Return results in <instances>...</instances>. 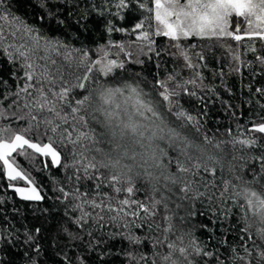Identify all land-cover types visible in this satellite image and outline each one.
Returning <instances> with one entry per match:
<instances>
[{
    "label": "snow or ice",
    "instance_id": "obj_1",
    "mask_svg": "<svg viewBox=\"0 0 264 264\" xmlns=\"http://www.w3.org/2000/svg\"><path fill=\"white\" fill-rule=\"evenodd\" d=\"M69 3L70 0H60L55 5L46 2L42 6L48 7L51 16L61 5L67 7ZM7 4L8 0H0V22H5L9 29L6 31L5 23H0V51L13 65L14 83L0 78V121H7L0 123V163L8 186L19 198L23 201L44 199L16 160V157H25L31 162L38 154L50 158L53 166L72 170L68 180L75 181L73 190L59 189L60 199L72 205L71 214L78 213L72 216L77 231L63 230L70 248H79L76 242L82 241L84 234L92 237L89 230L92 227L102 230L111 224L129 229L123 238L131 244L143 242L133 234L134 229L155 227L157 235L152 238L151 259L144 255L137 259L128 254L136 264L140 261L144 264H226L220 253L221 246H227L230 264H264V151L258 155L233 154L227 166L224 162L228 154L225 145H231L233 150L237 145L241 149L264 148L260 143L264 140V116L262 122H253L246 129L247 134L238 132L233 136L229 129L231 140L209 137L202 132L203 124L198 116L184 111L183 106L175 108L181 95L203 99L196 89H208L198 72L195 79L187 80L178 79L179 74H169L157 82L158 97L150 96L138 81L110 85L89 74L97 68L104 77H109L124 69L123 62L110 59L102 48L100 58L93 63L87 51L80 49L77 55L61 42L43 38L38 29L12 14ZM130 5L143 16L132 30L138 32L136 40L145 42L140 47L142 53L155 51L157 57L166 53L182 60L188 69H196L204 66L206 56L203 51H192L204 47L192 43L193 40H248L253 41L250 51L260 72L264 73V0H112L117 10L129 9ZM115 15L125 19L120 11ZM81 17L86 18L83 13ZM107 30L109 33L125 31L111 20L107 22ZM154 37L167 38L171 42L169 48L154 49ZM255 41H259V47ZM115 46L124 51L123 45ZM212 50L209 48L210 52ZM125 55L131 57L132 53ZM192 55L196 57L195 62ZM231 58L241 61L234 52ZM137 62L143 63L142 60ZM73 64L77 68L83 66L89 74L66 75L65 70ZM244 66L243 62L237 63L232 70L240 72ZM247 67L252 69L253 75L257 74L256 65ZM198 80L201 83L198 84ZM93 82L95 87H91ZM249 91H252L250 87ZM254 91L264 97V87ZM260 107L264 108V104ZM13 123L20 126L19 131L12 127ZM257 133L261 135H255ZM58 148L67 152L70 161L66 159L61 163ZM237 160L244 163H232ZM249 161L259 166L258 171L250 169L251 179L244 175ZM44 167H48L47 163ZM16 180H23L27 186L14 187L11 182ZM82 180L93 181L94 190L81 191ZM141 183L146 185L144 189L138 187ZM105 188L108 191H103ZM216 189H219L218 197ZM209 190H212L211 195ZM141 191L143 198L137 195ZM178 194L180 202L188 201L190 205L205 197L218 201L219 209L213 210L217 216L214 223L227 222L228 226L216 245L195 236L194 226L185 228L173 223L175 213L170 203ZM176 207H180V203ZM233 209L239 212L236 224L229 219L236 215ZM187 215L191 218L197 213L190 207ZM237 224L240 225L239 244L233 245L227 241V235ZM199 227L215 234V230L205 224ZM40 232L41 229L36 228L34 233H25L24 264H42L43 249L36 242ZM117 235L112 233L109 238L116 239ZM13 243L15 240L0 233L3 246L0 251ZM89 248L94 250L95 245L86 247L85 253ZM58 255L60 264H76L77 261L88 264L86 255L77 256L75 260L67 251ZM104 255L102 252L98 257L101 264H104ZM0 264L7 261L0 258Z\"/></svg>",
    "mask_w": 264,
    "mask_h": 264
},
{
    "label": "trees",
    "instance_id": "obj_2",
    "mask_svg": "<svg viewBox=\"0 0 264 264\" xmlns=\"http://www.w3.org/2000/svg\"><path fill=\"white\" fill-rule=\"evenodd\" d=\"M46 2L55 5L60 0H8L7 6H9V11L20 17L24 23L38 29V34L43 38L59 41L68 49L75 50L77 55L79 50L83 49L88 52L93 63L100 58V49L102 48L109 53L110 59H116L124 63V69L117 70L118 74L114 72L109 77H104L97 71V68H93L90 74L85 73L83 66L77 68L75 64L65 70L66 75L68 73L75 75L89 74L113 86L138 81L145 92L150 96L158 97L157 82L166 79L169 74H179L178 79L187 80L195 79V73L198 72L203 78V85L208 89L207 91H202L200 88L196 89L203 99L181 95L177 98L179 103L175 105V108L179 109L183 106L184 111L198 116L203 124L202 132L209 137L231 140L232 136L228 135L229 129L232 130L233 136L238 132L247 134L246 129L250 128L253 122H262L261 117L264 116V108H261L260 105L264 104V97L256 94L254 90L264 87V73L260 72L259 64L250 51L253 41L236 42L231 38H225L222 41L193 40L192 43L204 47L192 51H203L206 60L202 62L203 67L188 69L184 66L182 60L166 53L157 57L155 51L148 54L140 51V47L145 42L136 40L138 32L134 33L132 30L135 23L142 20L143 16L140 11L131 5L129 9L117 10L112 6V0H70L67 7L61 5V8L50 16L48 7L42 6ZM68 8H71L72 11L69 12ZM117 11H120L125 19H119L115 15ZM100 12H103V15ZM82 13L86 18L81 17ZM78 19L79 23H77ZM61 20L64 21L63 24L60 23ZM109 20L117 27L124 28L125 31L109 33L107 30ZM5 26L6 31L9 30L6 23ZM154 39L156 42L153 45L154 49L165 50L169 48L171 42L167 38L154 37ZM255 42L259 47V41ZM41 43L43 44V39ZM183 43L187 44L188 42L184 41ZM115 45H123L124 51L121 52ZM227 46L232 47L229 49ZM209 48L213 50L210 52ZM172 51H175V49H172ZM127 52H131L132 56H126L125 53ZM145 52H147L146 48ZM232 52L239 55L241 61H233L231 58ZM191 58L193 62L196 61L194 55ZM138 60H142L143 63H138ZM241 62L245 66L241 68L240 72H233L232 66ZM157 64L160 66L157 67ZM248 64L256 65V75L252 74V69L247 67ZM12 71L13 65L7 61L2 51H0V78L9 81V83H14L11 78ZM68 78L71 79L70 76ZM199 83H201L200 80H198ZM95 86L96 84L93 82L91 87ZM188 87L191 88L192 86L188 85ZM249 87L252 91H249ZM76 92L79 93L80 90L77 89ZM0 123H7V121H0ZM12 127L17 131L20 130V126L15 123L12 124ZM255 135L260 136L261 134L257 133ZM260 143L264 144V140H261ZM224 147L228 153L224 161L226 166L231 161L233 154L240 156L244 152H248L252 155H258L264 151V148L241 149L240 145L236 146V150H233L231 145H225ZM58 150L61 152L62 164L66 159L70 161L71 158L64 149L58 148ZM16 160L25 173L34 181L35 187L44 199L41 201L21 200L13 188L8 186L9 181L3 174V166L0 163V233L15 240V243L9 244L4 250L0 251V258H4L7 264H24L23 252L27 250V246L23 243L24 236L26 232L34 233L36 228L41 229L36 242L43 249L40 257L42 264H60L61 257L58 253L62 251H67L74 260L77 256L86 255L88 264H101L98 257L102 252L105 253L103 256L104 264H136V260L129 258V253L137 259L142 255L151 259L154 251L152 238L157 235L155 227L151 230L147 227L133 230V234L139 236L143 241L140 244H131L123 238L129 229L113 227L111 224L106 225L102 230L92 227L89 229L93 233L92 237L84 234L83 240L76 242L80 247L70 248V242L64 238L63 230L67 228L73 232L77 231L72 222V216L78 215V213L71 214L72 205L68 201L60 199L62 194L59 189L63 187L70 192L73 190L75 181L68 180L72 170L53 166L50 158L40 157L38 154L31 162L25 157H16ZM45 163L48 165L47 168L44 167ZM232 163L240 165L244 161L237 160L232 161ZM252 168H256L258 171V163L249 161L245 166L244 175L248 179L252 178L250 171ZM219 175L218 171L217 183H219ZM225 176H227L226 172ZM11 183L14 187L27 186L23 180L12 181ZM138 187L144 189L146 185L141 183ZM80 188L81 191H93V181L82 180ZM103 191H108V189L105 188ZM211 192L212 190H209L210 195ZM137 195L143 198L144 192L141 191ZM179 195L173 197L170 203V207L175 213L173 223L178 227L194 226L195 236L202 241H208L211 245H216L217 239L224 235V228L228 226L227 222L223 225L214 223L217 216L213 214V210L219 209L218 201L213 202L205 197L190 205L188 201L180 202ZM215 195L219 196V189L215 190ZM177 203H180V207H176ZM190 207L191 211H194L197 215L188 218L187 214ZM233 211L236 212V215L230 216L229 219L232 224H236L239 212L236 209H233ZM66 212L70 214L66 215ZM200 213H203V215ZM181 217H185V220L182 221ZM200 224H205L209 229H214L215 234L213 235V233L201 229ZM239 227L240 225L237 224V228L231 229L230 234L227 235V241L230 244H239ZM112 233H118L119 235L116 239H110ZM210 236L212 237L211 240H209ZM97 241L101 243L97 244ZM90 244L95 245V249L89 248V251L85 253V248ZM0 248H3V246L0 245ZM240 251L242 252V249ZM220 253L226 264H230V253L227 246H221ZM76 264H79V262L77 261ZM140 264H144V261H140Z\"/></svg>",
    "mask_w": 264,
    "mask_h": 264
},
{
    "label": "rangeland",
    "instance_id": "obj_3",
    "mask_svg": "<svg viewBox=\"0 0 264 264\" xmlns=\"http://www.w3.org/2000/svg\"><path fill=\"white\" fill-rule=\"evenodd\" d=\"M19 196V195H18Z\"/></svg>",
    "mask_w": 264,
    "mask_h": 264
}]
</instances>
